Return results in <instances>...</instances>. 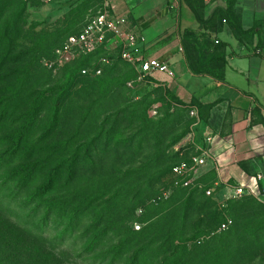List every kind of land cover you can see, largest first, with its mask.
Wrapping results in <instances>:
<instances>
[{
    "label": "rangeland",
    "instance_id": "rangeland-1",
    "mask_svg": "<svg viewBox=\"0 0 264 264\" xmlns=\"http://www.w3.org/2000/svg\"><path fill=\"white\" fill-rule=\"evenodd\" d=\"M24 3L21 13L12 16L5 12L0 18V36L1 25L8 23V37L0 49V104L7 102L8 116L6 146L13 144L17 120L37 104V113L44 116L39 118L34 138L53 125L55 130L45 141L48 151L35 156V160L50 156L58 144L72 138L61 160L78 156L86 161L82 197L93 198L102 214L112 210L105 218L111 226L121 225L120 212L132 209L130 228L147 231L150 264H264V209L257 201L243 197L219 202L206 192L208 179H202L205 183L196 190L171 185L169 168L193 150L195 119L188 108L166 98L161 91L138 89L143 82L137 80L135 68L124 60L101 66L103 74L99 76L81 74L80 64L72 62L56 71L45 65L59 44L103 9L104 0ZM102 53H92L91 61L84 65L97 63ZM76 80L82 82L77 89L86 86L87 92L62 94L61 87ZM113 81L124 84L110 91ZM75 90L72 86L70 93ZM83 113L91 116L79 132ZM95 113H101L97 124L105 128L100 139L92 124ZM150 123L157 124L160 131L156 132ZM1 145L0 153L6 148ZM157 155L163 160L158 175L151 173L156 171L154 166L150 172V162ZM11 172V167L0 166V177ZM67 190H63L65 197ZM17 204L21 207L24 201L20 198ZM176 207L183 215H175ZM89 218L91 212L86 213L85 221ZM226 218L233 220L231 228L219 230ZM58 232L52 230L53 235ZM223 233H230L234 243L241 242H236L234 257L233 252L217 258L212 251L214 238ZM126 234L127 228L115 230L113 242L123 240ZM82 248V244L55 246L47 238H37L22 228L15 213L0 207V264H92V256L83 255Z\"/></svg>",
    "mask_w": 264,
    "mask_h": 264
},
{
    "label": "crops",
    "instance_id": "crops-1",
    "mask_svg": "<svg viewBox=\"0 0 264 264\" xmlns=\"http://www.w3.org/2000/svg\"><path fill=\"white\" fill-rule=\"evenodd\" d=\"M108 4L110 11L128 18V30L145 36L144 55L166 62L173 72H154L137 88L161 91L189 111L197 110L193 150L213 136L212 159L197 171L199 184L208 179L221 202L234 186L253 184L258 173L264 176V0H202L197 12L183 0ZM213 15L208 27L201 26ZM184 40L199 46L202 62L224 57L225 79L193 72Z\"/></svg>",
    "mask_w": 264,
    "mask_h": 264
},
{
    "label": "trees",
    "instance_id": "trees-1",
    "mask_svg": "<svg viewBox=\"0 0 264 264\" xmlns=\"http://www.w3.org/2000/svg\"><path fill=\"white\" fill-rule=\"evenodd\" d=\"M183 1L196 12L202 7V0ZM24 8V0H0V18L5 12H10L12 16L19 14ZM214 18L213 15L209 20H201V26H207ZM80 30L72 34L78 33ZM7 37L8 23L5 22V24L1 25L0 49ZM184 46L186 48L190 68L193 72L207 74L219 80L225 79L226 60L224 57H214L207 62H202L201 60L203 58L200 48L195 42L184 40ZM90 61L91 54L72 63L80 64L79 71L81 73L82 69L88 66L84 64ZM130 65L135 68L132 64ZM83 75L99 76L92 74ZM80 83H82L80 80H76L73 84H65L61 87L62 94L66 93L72 96L86 93L88 89L86 86L77 89ZM122 84H124V82L113 81L112 85L109 86V90L111 91L112 87L121 88ZM72 86H74L76 90L70 93V88ZM91 109H93L92 106L89 107V110ZM100 114L101 113H95L92 115V117H94L92 124L98 132L96 135L98 139L103 136L105 130L104 126H98L97 124ZM40 116L44 115H39L37 113L36 104L29 111L25 112L21 119L17 120L16 126L18 132L14 135L13 144L9 148V145L6 146V140L9 136V133H7V102L0 104V142L2 147L6 146L0 153V166L4 168L11 167L12 169L10 174H4V176L0 177L2 179L0 182V207L5 211L15 213L22 228L37 238H47L55 246L82 244L83 248L81 251H83V255L92 256V264H123L126 257L127 261L124 264H150V242L145 238L147 231L138 232L130 228V222L133 219L132 209L122 210L120 212V214H122L121 225L111 226L107 224L105 218L107 217V213H111L112 210L102 214L100 208L98 206L96 207L97 203H95L93 198L90 196L88 198H83L85 190L83 174L87 166L86 161L79 160L78 156L70 160H61L63 159V153L69 148L72 138L66 140L64 143L58 144L54 152H51L50 156L35 160V156L44 154L48 151V148L44 146L45 141L47 140L48 134H52L51 132L55 130V128H53L54 125H51L52 127L48 130L43 129L44 132H41L37 138H34L36 136L35 129L39 123ZM90 116V113L81 114L82 125L79 127V132L82 131V126L85 124L84 121ZM142 116H144L143 118L145 119L148 117L146 113ZM49 120L51 124H53L54 115L49 116ZM150 126L154 127L156 132L160 131L157 124L150 123ZM160 157V155H157L152 158L150 162V172L153 166L156 171L151 173L157 175L160 173L158 169L159 163L163 161ZM172 167L169 168L170 175ZM139 171L140 170H138V172ZM64 179H66V181ZM126 179L127 177L122 178L124 184H127ZM200 182L202 183L201 180ZM198 185L199 181L196 186L187 188L177 187L176 189H195L198 188ZM211 187V184L208 185L206 191ZM64 189H68L66 197L65 194H63ZM244 197L254 199L264 209V206L257 198L253 196ZM20 198L24 201L21 207L17 204ZM185 204L186 202L183 200V205ZM134 207H136V204L133 205V208ZM26 208L30 209L26 210ZM175 211L177 217L179 214L183 215V212L180 211L179 208L176 207ZM87 212H91L92 218L85 221ZM38 216L40 217L37 219ZM56 221H59V223L55 224ZM175 225L177 226V224ZM54 228L59 229V232L55 235L52 233ZM126 228L127 234L124 239L119 242H113L115 230L119 232ZM230 228L231 226L226 230ZM236 242L241 244L240 241ZM236 242L234 243L232 241L230 233H223L214 238L212 251H215L214 253L217 258L226 257L233 252L232 257H234L238 249ZM110 243L112 244L109 246ZM131 252L133 254L130 256Z\"/></svg>",
    "mask_w": 264,
    "mask_h": 264
},
{
    "label": "built area",
    "instance_id": "built-area-1",
    "mask_svg": "<svg viewBox=\"0 0 264 264\" xmlns=\"http://www.w3.org/2000/svg\"><path fill=\"white\" fill-rule=\"evenodd\" d=\"M44 4H51L56 0H41ZM128 18L125 15H116L110 11L108 0H104L103 9L91 16L82 29L68 36L53 52V57L45 61V65L57 70L62 65L74 62L80 58L102 50V56L97 63L82 69L83 74L100 75L102 67L111 65L116 60H124L132 64L137 70V80L145 82L154 72H163L173 75L170 66L158 58L146 57L141 44L145 40L142 33L127 29ZM218 42V41H217ZM131 85L132 83L129 82ZM194 118L198 117L195 108L190 109ZM195 122L194 124H196ZM213 136L207 135L204 144L196 146L191 154L176 163L171 170V185L177 187H192L198 184L197 171L212 159L210 145ZM264 176L258 173L253 177V184H239L233 187V192L227 199L253 196L264 206ZM210 188L206 192L214 194ZM233 223L231 218H226L219 226V230L228 229Z\"/></svg>",
    "mask_w": 264,
    "mask_h": 264
}]
</instances>
